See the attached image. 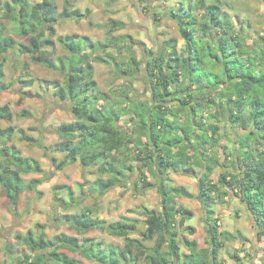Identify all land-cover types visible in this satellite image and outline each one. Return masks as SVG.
Listing matches in <instances>:
<instances>
[{
  "label": "trees",
  "instance_id": "16d2710c",
  "mask_svg": "<svg viewBox=\"0 0 264 264\" xmlns=\"http://www.w3.org/2000/svg\"><path fill=\"white\" fill-rule=\"evenodd\" d=\"M179 4V10H173L172 16L185 40L184 50H178L177 39L166 40L168 58L164 53H157L145 61L151 100L131 99L127 94H121V99L129 101L123 105L117 89L110 93L112 96L99 89L93 62L112 64L115 72L131 77L139 71L144 60L138 59L133 52L121 61L111 53L106 56L96 54L109 45L94 41L88 35H57L56 26L61 20L86 18L89 9L84 12L75 8L72 0H64L63 9L57 14L54 0H0V18L8 19L15 33L27 39L18 42L0 24V80L5 74L7 53L13 49L28 55L33 63L64 75L62 84L54 82L55 95L69 101L76 120L58 126L57 132L63 142L57 150L65 155L60 161L51 157L52 164L63 169L79 160L86 168L97 167V178L88 183L89 189L100 196L125 186L136 172L135 188L145 192L156 185L162 202L160 211L145 207L141 220L125 217L113 222L94 217L93 209L84 207L67 218L77 235L59 233L49 239L43 232L36 234L32 230L24 236L19 234L18 243L27 245L30 253L14 256L12 251L16 246L8 244L10 261L5 264H84L82 259L62 251L64 248L101 264H139L140 261L147 264H226L220 258V251L225 246L223 239H229L231 233L220 231L214 205L225 203L229 195L220 192L219 184L241 198L258 229V239L264 238V36H261L263 46L257 50L247 49L239 36L231 32L233 24L222 11L224 0H199L195 5L190 0L188 3L182 0ZM200 9L205 11L198 17L195 11ZM114 23L125 26L122 21L115 20ZM213 30L218 36L216 46L209 41ZM197 31L204 37L197 36ZM120 40L146 49L143 42L136 41L130 34L121 36ZM57 43L64 46L67 54L58 55ZM204 58L220 65L224 63L223 81L217 78L206 81L211 86H202L205 77H195V72L198 65H206ZM28 67L29 63H26ZM24 82L30 85L32 80ZM207 87L221 89L219 101L207 95ZM25 94L22 93L21 100ZM209 107H214L215 112H201ZM186 112L187 116L181 122L180 115ZM18 115L31 117L32 114L25 109ZM126 115L133 120L128 128L121 124ZM13 116L9 105L0 106L1 119L11 120ZM211 118L215 121L211 122ZM225 120L244 130L240 137L232 138L239 142L236 150L238 166L226 164L230 158L229 146L221 140L224 136L229 139L230 133L225 128ZM195 128L200 131L197 136ZM15 131L13 126L0 128L3 141L0 146V187L7 191L16 207L22 192L37 190L46 178L25 182L23 174L42 173L43 169L39 161L23 156L16 145L8 144ZM18 131L24 134V129ZM22 138L36 141L27 135ZM39 145L49 157V147L41 142ZM220 149L225 152L223 160ZM221 165L224 169L217 182L211 175L214 168ZM199 166L203 167V172L197 171ZM147 169L163 177L159 183L149 180ZM170 170L198 179V199L205 212L209 247L200 248L197 239L187 236V232L195 233V227L187 224L193 212L174 202L176 198H191L193 194L184 185L167 186L169 179L166 176ZM62 187L68 189L72 200L71 186ZM38 194L42 195V192L38 191ZM58 200L66 208L73 205L63 198ZM141 222L145 224L142 236L146 241H154L152 246L130 237L138 232ZM92 230L122 236L124 243L116 245L91 237L81 238ZM234 257L240 259L237 252Z\"/></svg>",
  "mask_w": 264,
  "mask_h": 264
},
{
  "label": "rangeland",
  "instance_id": "374dc122",
  "mask_svg": "<svg viewBox=\"0 0 264 264\" xmlns=\"http://www.w3.org/2000/svg\"><path fill=\"white\" fill-rule=\"evenodd\" d=\"M72 1L75 8H79L84 12L89 9L90 12L86 18L80 20H61L56 26L57 35L72 33L88 35L94 41H101L109 45L108 48L99 50L96 54L106 56L108 53H111L116 56L118 61H121L128 59L129 54L133 52L138 59L144 60L139 71L131 77H126L120 72H115L114 65L112 64L94 61V77L99 89L109 93L111 96L112 94L110 93H113L117 89L119 99H121V94H127L131 99L150 101L151 92L148 90L150 84L145 70V61L157 53H164L166 58H168L169 48L166 46L165 41L170 38L177 39L178 50L180 52L185 48V40L176 20L172 16L173 10H179V1L182 0ZM185 1L189 2V0ZM190 1L195 5L199 0ZM54 2L56 12L59 14L63 9L64 0H54ZM204 11V9H200L199 11L196 10L195 13L199 17L201 14H204ZM222 11L228 14L233 24L234 28L231 32H235V35L239 36V40L244 42L247 49L257 50V48L263 46L261 36H264V0H224ZM115 20L124 22L125 26L116 25L114 23ZM0 24H3L6 27V33L15 37L18 42H26V38L15 33L13 25L8 19L0 18ZM127 34L132 35L136 41L143 42L146 51L135 45V43L120 40L121 36ZM195 34L199 37H204V34L198 31ZM209 41L213 46H216L218 43V36L214 30L211 33ZM129 47L133 49L130 50ZM56 48L59 56L67 54V50L62 44L57 43ZM203 60H205L206 65H198L195 72V77H205V82L202 83V86H211L206 81H215L217 78L223 81L224 63L220 65L209 58H204ZM26 63H29L28 68H26ZM4 70L5 74L0 80V106L9 105L14 116L11 120L0 118V128L15 127L16 131L8 144L16 145L23 156L32 157L42 165V173L31 172L23 174L22 177L25 182H28L32 178L45 177L46 179L37 188L38 191L42 192V195H39L37 190L24 191L21 193L16 207L12 205L7 191L3 187H0V264L10 261L7 250L8 244L16 246L12 251L14 256H19L20 253H30L27 245L18 243V235L24 236L29 230H32L36 234L43 232L49 239H53L59 233L77 235L67 218L81 211L84 207H91L94 217L104 219L107 222L117 221L125 217L139 218L141 220L143 219V209L145 207L157 211L161 210V194L158 191V187L155 185V187L145 192H142L140 188H135L134 181L138 177V173L136 172L132 173L133 175L129 177L130 179L125 186L116 187L105 195L100 196L89 189L90 185L88 183L97 178V167L86 168L78 160L63 169H57L52 164L50 158L56 157L60 161L65 155V153L57 150L63 142L57 132L58 126L62 123L76 120L70 109L69 101L61 100L55 95L56 85L54 82L62 84L64 75L57 70L33 63L28 55H21L16 49L10 50L7 53ZM182 79H184L183 82L185 83L184 74L182 75ZM24 80H32V83L28 85ZM1 86H5V88ZM195 86L192 85V87ZM207 88V92L205 91L207 95L219 101L221 89ZM192 91L198 93V90L193 89ZM209 91L210 93H208ZM24 92L27 94L21 100L20 97ZM121 101L123 105L129 104V101L123 98ZM25 109L31 112V117H21L18 115ZM214 110V107H209L203 109L201 112L208 114L215 112ZM186 116L187 112L185 114L181 113V122ZM196 118L199 120L201 117L198 115ZM212 120L211 122L215 121L214 118ZM132 123L133 120L130 115H126L121 119V124L124 128H128ZM224 125L230 133L229 139H227L230 158L226 164L238 166L236 150L239 147V142H233L232 138L240 137L244 133V130L226 120ZM20 129H24V134L18 131ZM199 132L198 128H195L196 136ZM23 135L31 136L36 141L31 142L23 139ZM251 137L255 139L253 136ZM39 142L49 147V157L45 155L44 148L40 147ZM1 145H3V141L0 139ZM257 145L255 144V146ZM221 170L222 166L218 167L215 172L214 180L217 182L219 174L222 173ZM197 171L203 172V167H197ZM147 174L149 180L156 184L163 178L160 174H154L149 169H147ZM167 174L166 178L169 179L166 183L167 186L183 183L190 192H194L193 197L189 199H181L179 197L175 199L174 203L176 206H186L193 212V217L187 221V224L195 227V234L190 235L187 232V236L189 238H197L200 242V247H209L205 212L198 199V179L175 173L171 170ZM181 176H185L186 178L182 180L180 179ZM84 182L86 185L82 186ZM56 186L59 188L56 189ZM62 186H71L73 191L72 200L69 198L68 189ZM219 188L220 192H227L229 195L227 198L232 203L230 211L226 209L225 205H223V209L220 207L221 210L225 209L218 213L219 215L221 214L219 217L222 223L220 229L222 231L231 230L236 234L234 240L232 238L231 240H227V238L223 239L224 244H227L225 249L220 251V258L226 264H263L264 260L260 261L257 256H251L250 254L249 256H243L241 261L234 257V253L238 251L235 252L236 247L234 242L239 243L240 239H243L244 234L242 231L246 232L247 226L249 227L250 234L247 239L252 242L254 238L257 241L260 240L256 233L258 229L251 222V216L241 198L221 184H219ZM58 198H63L65 202L72 203L73 205L70 208H66L62 206V202ZM235 206L243 208L245 211L243 216L238 212L237 208H234ZM43 225L44 227H40ZM138 228V232L132 233L130 237L139 238L147 246H152L154 241H146L142 236L145 232V224L141 222ZM84 237H91L103 243H113L116 245H123L124 243V237L99 230H92L81 238ZM253 245L252 242L251 247ZM183 250L188 251L184 247ZM62 251L82 259L84 264H101L86 259L78 252L72 251L69 248H64ZM139 264L147 263L140 261Z\"/></svg>",
  "mask_w": 264,
  "mask_h": 264
},
{
  "label": "crops",
  "instance_id": "0c3cea01",
  "mask_svg": "<svg viewBox=\"0 0 264 264\" xmlns=\"http://www.w3.org/2000/svg\"><path fill=\"white\" fill-rule=\"evenodd\" d=\"M227 137H225L224 136V138L221 140L223 143H226L227 144ZM234 142V141H233ZM230 143V142H229ZM220 152H221V156H222V160H223V157L225 156V152L222 150V149H220ZM222 166V169H224V165H221ZM220 167V166H219ZM217 168L218 167H216V168H214V170H213V174L211 175V178L214 180V176H215V172L217 171ZM222 171V170H221ZM31 173V172H30ZM181 174V173H180ZM184 175V174H183ZM220 175V174H219ZM187 176V175H186ZM191 177V176H190ZM183 178H186L185 176H181V178L180 179H182V180H184ZM216 181V180H215ZM180 185H183V183H180ZM194 193V192H193ZM192 193V194H193ZM181 199H186V198H188V197H180ZM189 199V198H188ZM223 205H225L226 206V209H228L229 211H230V208H232L231 207V205H232V203H231V201L229 200V198H227V201L224 203H217L216 205H214V209H215V211H216V214H215V217H220V215L218 214L219 212H222V211H224V210H221L220 209V207L223 209ZM246 205V204H245ZM186 207V206H185ZM247 207V206H246ZM188 208V207H187ZM234 208H237V210H239L238 212L243 216L244 215V210H243V208H241V207H238V206H235ZM190 209V208H189ZM247 209H248V207H247ZM191 210V209H190ZM192 211V210H191ZM248 212H249V210H248ZM249 215L251 216V219H252V215L250 214V212H249ZM242 221H243V219H242ZM252 223H253V219H252V221H251ZM218 223L221 225L222 223H221V220L219 219V221H218ZM206 225V224H205ZM245 225H246V223H245ZM247 226V225H246ZM256 227V226H255ZM257 229V228H256ZM220 231H222L221 229H220ZM225 231V230H224ZM226 231H229L230 233H231V236H230V238L229 239H227V240H231V238H232V240H234V237L236 236V234L233 232V231H231V230H226ZM243 232V234H244V238L243 239H240V242L238 243V242H234L235 243V252L237 251V253L239 254V256H240V261L242 260V257L243 256H249V254L251 255V256H257L258 258H259V260L260 261H263L264 260V250H263V247H264V238L263 239H260L259 241H257L256 240V238H254L253 239V247H251V244H252V242L250 241V240H248L247 238H248V235L250 234V229H249V227L247 226V231L246 232H244V231H242ZM256 233H257V231H256ZM195 234V233H194ZM193 239V238H192ZM195 239H197V238H195ZM197 241H198V239H197ZM257 241V242H256ZM255 242V243H254ZM198 243H200L199 241H198ZM226 244L227 243H225V246H226ZM225 246H224V248H222V249H225ZM200 247V246H199ZM200 248H202V247H200ZM235 254V253H234ZM221 256V255H220ZM228 264V263H227ZM264 264V263H263Z\"/></svg>",
  "mask_w": 264,
  "mask_h": 264
}]
</instances>
